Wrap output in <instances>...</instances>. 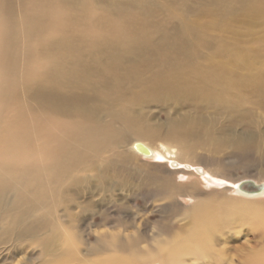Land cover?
<instances>
[{
  "label": "bare ground",
  "instance_id": "1",
  "mask_svg": "<svg viewBox=\"0 0 264 264\" xmlns=\"http://www.w3.org/2000/svg\"><path fill=\"white\" fill-rule=\"evenodd\" d=\"M2 1L0 248L6 247V259L26 238L46 254L41 264H140L124 253L103 256L105 241L113 249L126 245L98 227L108 219L95 213L92 199L80 202L92 184L98 192L123 187L129 159L117 150L126 137H135L127 147L132 155L170 165L183 176H210L207 188H226L228 181L189 163L203 138L243 155L264 150V128L245 115L246 105L264 107V67L257 74L234 70L264 61V36L240 46L211 38L212 26L198 20V14L209 15L226 28L241 16L264 22V0H166L163 6L158 0H28L20 11L19 1ZM169 3L173 10L164 7ZM150 111L173 114L163 127L152 122ZM163 138L186 147L176 150ZM137 143L149 156L134 148ZM243 180L264 184L229 182L236 198L195 202L186 213L189 231L157 240L161 245L141 254V264H188V256L198 264L208 258L212 232L232 224L227 212L241 216L233 224H242L243 214H260L256 201L264 200V192L243 195L236 189ZM77 206L80 211L70 212ZM89 215L92 221L84 219ZM253 223L252 230L264 234L263 221ZM130 224L123 223L124 230ZM263 259L256 249L237 256L242 264Z\"/></svg>",
  "mask_w": 264,
  "mask_h": 264
},
{
  "label": "rangeland",
  "instance_id": "2",
  "mask_svg": "<svg viewBox=\"0 0 264 264\" xmlns=\"http://www.w3.org/2000/svg\"><path fill=\"white\" fill-rule=\"evenodd\" d=\"M0 1L1 4L3 1ZM8 1L11 0H6V4ZM27 1L12 0V3L15 5L19 3L20 6L17 4L15 7L20 11L23 5L26 6L28 4L26 3ZM165 1L158 0L160 5L162 3V6ZM169 4L164 7L173 10L175 5L173 3ZM199 10L201 13L205 11L200 1ZM161 15L164 16V14ZM162 16L161 19L163 18ZM198 20L208 27L212 26V29L208 31V35L211 38H219L226 42H235L240 46L255 44L262 40L264 36V22L258 19H245L241 16L238 21V23L240 22L239 24L229 26L228 28L222 22H215L209 15L198 14ZM263 43L261 44L264 46ZM254 53L255 51L252 52V57L257 55ZM254 64L256 65L252 69L240 68L234 70H237L236 73L240 74H248L249 72L257 74L264 67V61L259 60V62ZM245 110L247 120L252 121L257 126L259 124L258 129L262 130L264 128V107L256 108L251 105H246ZM187 112L190 113L191 111L187 110ZM172 114L173 111H150L148 112V117L157 125L165 127ZM222 122H224V119L220 120L219 125H216L214 129H221L220 124ZM164 130L165 128L160 131L162 137L165 135ZM133 141H136L135 137H126L123 147L117 150L120 154H126L129 159L128 162H125V168L127 170L123 173L125 178L123 187H109L105 191L98 192L95 189V185L92 184L93 187H90L86 191L88 194H85L80 199L81 203L86 202L87 204L88 200L92 199L91 206L96 207L95 213L102 212L105 214L104 216L107 215L106 219L111 222L108 223L107 220V226L98 227L105 228L104 230H110L112 234H118L116 237L119 236V239L122 237L120 240L124 241L126 245V247H122L123 249L121 247L119 249H113L110 240L105 241L102 250L103 256L111 255L113 252L124 253V255L129 256V259L141 264L142 262L138 259L141 254L144 255L149 251L155 252L157 245H161L156 243L157 240H166L175 234H185L186 231H189L190 221L186 213L192 208L195 202L206 204L212 202L215 204L226 199L229 200L232 197L236 198L235 192L227 189L231 186L229 182H238L242 179L264 181V150L262 148V150L256 148L247 155H243L241 151L238 150V152L231 146L219 148L211 138H203V146H199L194 150V156L189 158V163L207 168L210 173L228 181L226 182L228 186L226 188L215 186L214 188H207L206 181L212 180L210 176H205V178H198L194 174L183 176L174 171L170 165H158L154 162L146 161L144 158L139 159L132 155L128 152L127 147ZM147 141L151 142L150 140ZM162 141L174 146L176 150L180 149L181 146L182 148L186 147V145L167 138H163ZM129 172H131V175H129ZM197 180L199 183H197ZM232 186L230 188H233ZM162 188L166 190H162ZM159 190L163 193L158 192ZM101 201L104 204L100 203ZM175 201L178 203L177 205L173 204ZM256 204V209L260 211V214L254 211L249 214H243L244 222L242 224L240 222L233 224V221L240 219V215L236 216L233 213H226V219H230L232 224L224 227V230L218 229L215 233L212 232L210 238V243L212 242L209 250L210 256L198 261V264H220V258H223L224 262L227 261L228 264H242L237 260V256H246L247 253L255 249L264 252V234H259L252 230L255 229L253 221H257L258 219L264 223V200H257ZM122 208H127L128 210L125 212L119 211ZM78 211H80L79 206L70 210V212L74 213ZM86 218L88 221H92L90 215L84 217V219ZM99 219L101 220L103 218L100 217ZM129 220L132 221V224L124 230L122 224ZM86 232L88 234L89 230L86 229ZM87 234L84 233L85 238H88ZM28 241L25 238L24 244L21 246L19 252L15 255L14 252L10 253L8 259H6V247L5 249L0 248V264H41L43 262L42 259L46 258V254L43 251L42 253L40 252V247L30 246ZM7 247H12V243L9 246L7 245ZM132 251L133 253H131ZM47 254L52 253L48 252ZM131 254H134V256L131 257ZM184 260L188 264H197L192 262L194 259L191 256L185 257ZM150 262L147 261L146 264H150Z\"/></svg>",
  "mask_w": 264,
  "mask_h": 264
},
{
  "label": "water",
  "instance_id": "3",
  "mask_svg": "<svg viewBox=\"0 0 264 264\" xmlns=\"http://www.w3.org/2000/svg\"><path fill=\"white\" fill-rule=\"evenodd\" d=\"M134 148L145 156H149V151L140 144H135ZM236 189L246 196H256L264 192V184H257L253 180H243L237 184Z\"/></svg>",
  "mask_w": 264,
  "mask_h": 264
}]
</instances>
